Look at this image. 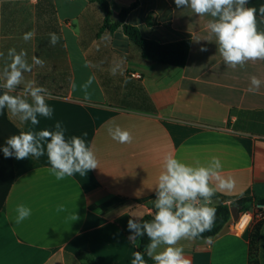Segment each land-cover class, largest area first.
<instances>
[{"label":"crops","instance_id":"obj_1","mask_svg":"<svg viewBox=\"0 0 264 264\" xmlns=\"http://www.w3.org/2000/svg\"><path fill=\"white\" fill-rule=\"evenodd\" d=\"M135 1L108 0L117 10ZM138 1L126 22L162 44L190 40L184 67L147 60L122 27L101 31L105 12L90 0H0V70L10 48L26 51L30 64L33 55L44 60L43 68L24 75L48 90L53 109L51 117L38 116V125L6 109L8 120L20 132L55 130L59 122L66 138L84 139L98 160L84 175L57 180L46 154L12 157L14 181L2 202L1 171L6 177L10 168L0 155V264H83L79 251L96 264H131L137 239L130 242L128 221L153 215L167 154L194 166L220 158L221 174L236 183L231 191H216L211 207L264 197V60L227 67L207 27L209 16L177 8L174 0ZM246 6L256 9L257 31L264 32V0ZM150 14L153 27L146 22ZM33 30L34 38L24 41ZM49 33L60 37L55 46ZM253 75L262 82L256 93L247 90ZM116 126L131 134L130 143L112 139L108 129ZM20 204L31 215L17 225ZM260 224L253 260L264 264ZM260 224L244 234L230 229L180 245L190 264H250L251 233Z\"/></svg>","mask_w":264,"mask_h":264},{"label":"clouds","instance_id":"obj_2","mask_svg":"<svg viewBox=\"0 0 264 264\" xmlns=\"http://www.w3.org/2000/svg\"><path fill=\"white\" fill-rule=\"evenodd\" d=\"M177 8H188L197 16H209L207 27L215 36L217 50L227 67H244L248 61L264 60V32L257 31L256 9L247 7L248 0H174ZM264 13V6L259 9ZM35 36V31L26 32L24 41ZM50 45L55 46L60 37L49 33ZM201 51H207L202 48ZM0 53V56H3ZM32 63L24 50L15 48L7 51V62L0 70V113L5 109L23 122L38 125V116L51 117L53 109L46 102L50 98L48 90L37 86L35 81L25 80L34 66L43 68L45 61L33 55ZM119 65L112 69L113 74ZM262 86L255 75L250 77L248 92L256 93ZM19 89V90H18ZM15 93V94H13ZM30 98V99H29ZM113 140L121 144L132 141L131 134L119 126L108 129ZM87 136V133H84ZM5 158L15 157L23 160L29 156L39 159L47 155L51 165L49 172L57 180L70 177L75 173L84 175L98 168L97 157L78 136L66 138L65 130L57 122L55 130L27 131L7 138L2 148ZM220 158L212 157L206 164H187L172 154L163 157L162 171L155 186V199L152 200L153 216L151 220L139 217L129 219V240L146 236L149 243L144 251H135L131 264H147L145 255L154 264H190L180 245L182 240L205 238V232H211L216 218V209L211 207L216 191H231L235 188L233 177L221 174ZM215 183V187L211 186ZM59 206L57 211H63ZM15 224L30 217L31 209L24 204L16 207ZM77 219V218H76Z\"/></svg>","mask_w":264,"mask_h":264},{"label":"trees","instance_id":"obj_3","mask_svg":"<svg viewBox=\"0 0 264 264\" xmlns=\"http://www.w3.org/2000/svg\"><path fill=\"white\" fill-rule=\"evenodd\" d=\"M91 2L97 3L100 5L105 12V19L103 22V26L101 31L110 30L114 31L119 27H122L125 35L136 44L141 50L144 58L149 61L176 66V67H184L188 61L191 42L190 40L177 41L173 43L162 44L155 40L145 38L140 29L137 26L131 25L126 22L128 14L136 9L139 5V1L136 0L132 3L128 8H122L117 10V8L108 2V0H90ZM118 11V18L115 19L113 15ZM147 24L150 27L157 25V21L154 20L153 14H150L146 20ZM3 91L0 89V94ZM20 132L9 120L7 117L6 109L0 113V155L1 158L4 157L2 148L6 146V140L8 137L12 135H18ZM9 162L10 173L3 176V172L1 171V198L2 202L6 193L9 191L10 187L14 181V166L13 159L7 158ZM5 178H7L5 180ZM242 208V211H249L256 206L264 207V197L262 198H246L241 199L235 203ZM216 209V218L214 227L211 232H205L203 235L207 238L216 237L221 230L226 226V224L231 219V210L230 207L224 204H219L213 206ZM153 215H146L142 220H151ZM260 226L254 228V231L251 233V261L250 264H258L257 261L253 260V256L255 254V249L257 245L258 232ZM197 239H205V238H197ZM149 243L148 238L146 236L142 238H137V251H144L145 245ZM78 258L83 264H96L95 261L89 257L87 254L79 251L77 253ZM145 259L147 260V264L151 263V259L145 255Z\"/></svg>","mask_w":264,"mask_h":264},{"label":"built area","instance_id":"obj_4","mask_svg":"<svg viewBox=\"0 0 264 264\" xmlns=\"http://www.w3.org/2000/svg\"><path fill=\"white\" fill-rule=\"evenodd\" d=\"M264 222V207L256 206L253 209L241 212L237 222L231 225V230L236 234H244L252 226Z\"/></svg>","mask_w":264,"mask_h":264},{"label":"water","instance_id":"obj_5","mask_svg":"<svg viewBox=\"0 0 264 264\" xmlns=\"http://www.w3.org/2000/svg\"><path fill=\"white\" fill-rule=\"evenodd\" d=\"M113 17H114L115 19L118 18V16H117L116 13L113 15ZM230 210H231V215H232V217H231V219L229 220V222L226 224V226L221 230V232L216 236L217 238H219V237H221V236L227 234L228 232H230L231 225H232L234 222H237V221L239 220V218H240V214H241V212H242V208H241V207H239L238 205H235V204H234V205H232V206L230 207Z\"/></svg>","mask_w":264,"mask_h":264}]
</instances>
